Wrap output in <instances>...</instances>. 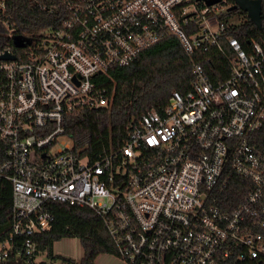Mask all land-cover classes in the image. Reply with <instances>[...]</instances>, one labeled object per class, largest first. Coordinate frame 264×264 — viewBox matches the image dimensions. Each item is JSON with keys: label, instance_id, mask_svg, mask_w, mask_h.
<instances>
[{"label": "built area", "instance_id": "obj_1", "mask_svg": "<svg viewBox=\"0 0 264 264\" xmlns=\"http://www.w3.org/2000/svg\"><path fill=\"white\" fill-rule=\"evenodd\" d=\"M226 1L62 0L41 6L58 20L27 35L5 21L12 45L0 48V174L13 185L14 213L0 262L37 264L36 237L55 221L50 201L101 214L127 264H237L229 261L264 254V147L252 141L264 127V45L226 36L235 23L221 18ZM6 12L0 0V18ZM168 36L192 57L217 46L230 76L214 83L194 61L190 89L134 119L121 146L110 132L96 156L61 141L68 113L111 103L115 88L101 83L113 68ZM233 175L252 188L230 208L219 192Z\"/></svg>", "mask_w": 264, "mask_h": 264}, {"label": "trees", "instance_id": "obj_2", "mask_svg": "<svg viewBox=\"0 0 264 264\" xmlns=\"http://www.w3.org/2000/svg\"><path fill=\"white\" fill-rule=\"evenodd\" d=\"M62 0H5L7 12L0 18V48L12 45L8 35L7 20L17 35L31 34L45 26L54 24L59 16L43 9V4L59 3ZM227 11L222 20L230 22L238 16V22L226 29V36L237 37L245 48L254 41L264 45V0H262V27L250 19L240 7L230 10L234 0H227ZM20 37V36H19ZM222 43L229 50L226 39ZM195 59V60H193ZM194 61L201 63L210 80L221 82L231 74L230 64L217 46L207 50H198L194 56L188 55L181 42L174 36H168L161 42L145 50L133 64L115 67L112 77H104L101 85L113 88L112 101L107 106L83 107L68 113L65 118V133L70 137L75 149L96 156L98 144L104 133L110 132L114 147L121 146L134 119L149 109L161 111L167 105L173 91L187 92L195 79ZM261 148L264 147V127L252 138ZM6 160L4 148H0V165ZM250 181L239 175H233L228 186L219 192L221 204L236 206L251 190ZM13 185L0 174V241L7 237V230L14 213ZM49 209L55 215L53 227L36 237L37 256L45 253L47 257L61 261V264H96L102 254L118 256L116 245L97 211L66 202L50 201ZM63 238H78L83 247L80 260L54 252L55 242ZM21 240L16 246L21 245ZM229 262L237 264H264V254L256 259L239 260L234 256Z\"/></svg>", "mask_w": 264, "mask_h": 264}, {"label": "rangeland", "instance_id": "obj_3", "mask_svg": "<svg viewBox=\"0 0 264 264\" xmlns=\"http://www.w3.org/2000/svg\"><path fill=\"white\" fill-rule=\"evenodd\" d=\"M233 20L238 22V16L233 18ZM61 141L66 142L71 146L73 145V142L69 137H61ZM54 250L57 254L75 258L76 260H80L83 256V247L78 238H63L56 242ZM35 261L37 264H61V261L49 258L45 253L39 254ZM97 262L98 264H127L117 256L106 253L100 254L97 258Z\"/></svg>", "mask_w": 264, "mask_h": 264}, {"label": "water", "instance_id": "obj_4", "mask_svg": "<svg viewBox=\"0 0 264 264\" xmlns=\"http://www.w3.org/2000/svg\"><path fill=\"white\" fill-rule=\"evenodd\" d=\"M221 0H205L207 5H213ZM235 4L231 6L229 9H236L240 7L244 11L247 12L248 16L251 20L255 22L258 27H262V0H234ZM14 45L17 47H23L25 45L24 39L19 36L14 37ZM2 58L14 59L15 55L13 54H5ZM0 264H24L21 261L9 260L5 262H0Z\"/></svg>", "mask_w": 264, "mask_h": 264}, {"label": "crops", "instance_id": "obj_5", "mask_svg": "<svg viewBox=\"0 0 264 264\" xmlns=\"http://www.w3.org/2000/svg\"><path fill=\"white\" fill-rule=\"evenodd\" d=\"M55 244H56V242H55ZM55 244H54V248H55ZM55 251V250H54ZM56 254H57V252H55ZM83 253H84V251H83ZM99 257V256H98ZM97 257V258H98ZM96 263L98 264V262H97V259H96Z\"/></svg>", "mask_w": 264, "mask_h": 264}]
</instances>
